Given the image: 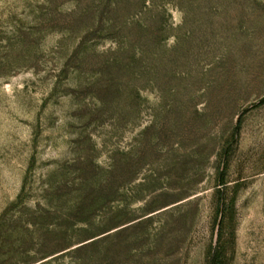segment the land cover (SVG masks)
<instances>
[{
  "label": "rangeland",
  "instance_id": "1",
  "mask_svg": "<svg viewBox=\"0 0 264 264\" xmlns=\"http://www.w3.org/2000/svg\"><path fill=\"white\" fill-rule=\"evenodd\" d=\"M0 264H264V0H0Z\"/></svg>",
  "mask_w": 264,
  "mask_h": 264
}]
</instances>
